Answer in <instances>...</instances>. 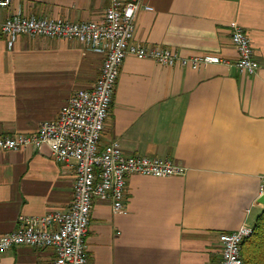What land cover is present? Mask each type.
<instances>
[{"label":"crops","instance_id":"0c3cea01","mask_svg":"<svg viewBox=\"0 0 264 264\" xmlns=\"http://www.w3.org/2000/svg\"><path fill=\"white\" fill-rule=\"evenodd\" d=\"M112 0H13L0 22L22 13L72 23L102 21ZM129 1V0H125ZM135 41L189 58L215 54L231 62L237 25L250 38L258 68L201 70L128 57L121 70L102 145L125 154L170 159L187 169L169 178L132 176L125 210L94 203L88 264H217L220 235L254 228L264 212V0H143ZM104 57L85 44L0 38V137L35 135L78 91L96 84ZM75 163L59 164L48 146L0 151V237L21 216L67 211ZM53 249L19 247L0 264H50Z\"/></svg>","mask_w":264,"mask_h":264},{"label":"built area","instance_id":"2783aa9c","mask_svg":"<svg viewBox=\"0 0 264 264\" xmlns=\"http://www.w3.org/2000/svg\"><path fill=\"white\" fill-rule=\"evenodd\" d=\"M12 3L13 0H0V9H9ZM142 10L154 11L143 5V0H112L102 21L72 23L17 13L0 22V38L7 40L9 50L21 37L48 38L85 44L104 57L94 87L76 92L56 120L43 123L35 135L0 137V151L48 146L57 163L74 162L76 167L70 208L44 216H21L14 232L0 237V254L24 246L50 248L56 255L50 264H88L87 239L96 201L111 202L113 213L120 214L125 210L130 177L185 175L187 169L170 159L130 156L118 142L102 145L121 70L128 57L169 68L181 66L197 71L222 65L235 67L244 76L256 75L254 49L240 26H233L231 33L232 45L239 56L236 62L215 54L183 58L168 48L136 43L137 18ZM259 197L264 200V174ZM253 232V228L242 226L236 232L220 235L221 258L217 264H243L242 245Z\"/></svg>","mask_w":264,"mask_h":264},{"label":"trees","instance_id":"16d2710c","mask_svg":"<svg viewBox=\"0 0 264 264\" xmlns=\"http://www.w3.org/2000/svg\"><path fill=\"white\" fill-rule=\"evenodd\" d=\"M254 232L242 245L243 264H264V212L253 228Z\"/></svg>","mask_w":264,"mask_h":264}]
</instances>
